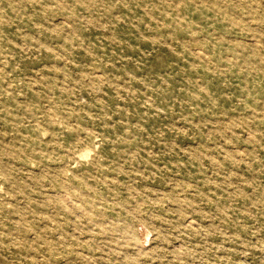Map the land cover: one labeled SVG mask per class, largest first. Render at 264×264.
Masks as SVG:
<instances>
[{
  "label": "rangeland",
  "instance_id": "obj_1",
  "mask_svg": "<svg viewBox=\"0 0 264 264\" xmlns=\"http://www.w3.org/2000/svg\"><path fill=\"white\" fill-rule=\"evenodd\" d=\"M0 264H264V0H0Z\"/></svg>",
  "mask_w": 264,
  "mask_h": 264
}]
</instances>
